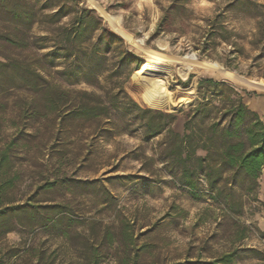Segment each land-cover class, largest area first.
<instances>
[{
	"label": "rangeland",
	"instance_id": "374dc122",
	"mask_svg": "<svg viewBox=\"0 0 264 264\" xmlns=\"http://www.w3.org/2000/svg\"><path fill=\"white\" fill-rule=\"evenodd\" d=\"M170 2L84 0L143 64L153 59L155 52L175 58L194 56L200 63L217 64L251 84L264 82V60L260 69L254 67L256 52L249 45L253 21L234 15L224 20L229 30L246 37L239 42L244 56L236 61V69H230L222 63L230 50L224 44L206 56L194 50L191 33L154 36L161 8H167ZM226 3L190 0L186 6L188 23L202 27ZM131 40L141 42L148 52L136 51ZM162 62L167 77L159 82L169 88L175 101L195 96V102L199 80L211 77L254 93L252 98H245L246 104L264 122V91L211 72L195 75L187 70L183 76L184 64ZM135 72L125 84L126 93L143 109L175 115L173 130L183 135L192 102L175 108L165 99L161 110L141 105L137 99L141 85ZM64 88L71 90L68 97L74 103L83 100L81 92L92 91L83 84ZM35 97L24 86L0 87V182L10 183L6 201L35 208L37 219L45 217V222L26 227L28 218L24 214L23 226L0 243V253L21 247L28 233L36 236V246L44 243L45 249L58 250L55 264H86L83 257L92 250L98 264H211L236 249L264 253V170L257 201H247L243 215H232L209 198L194 201L179 189L157 159L164 136L146 143L138 135L101 137L94 121L57 117L42 104L43 115L34 116ZM74 103L62 111L66 113ZM52 207L57 208L49 211ZM243 234L246 238L240 240ZM248 257L232 264H264L254 254Z\"/></svg>",
	"mask_w": 264,
	"mask_h": 264
},
{
	"label": "trees",
	"instance_id": "16d2710c",
	"mask_svg": "<svg viewBox=\"0 0 264 264\" xmlns=\"http://www.w3.org/2000/svg\"><path fill=\"white\" fill-rule=\"evenodd\" d=\"M189 1L171 0L167 8H161L154 36L191 33L194 50L206 56L224 44L230 50L222 63L236 69V61L245 53L239 42L246 37L229 30L224 20L228 15L249 19L254 22L249 42L256 52L253 66L261 68L264 0H227L202 27L188 23ZM111 30L84 0H0V87L24 86L36 94L34 116L43 115L42 104L57 117L94 121L101 137L138 135L146 143L164 136L157 159L179 189L194 201L209 198L223 212L243 215L247 201H257L264 170V122L245 101L255 94L226 81L201 78L198 99L186 114L184 134H178L173 130L175 115L143 109L126 93L125 84L143 63ZM78 84L92 91L81 92L83 100L74 103L68 97L71 90L64 86ZM73 103L66 113L62 111ZM9 186L0 182V243L23 226L24 214L26 227L45 222V217L37 219L35 208L6 201ZM28 236L21 247L0 253V264L56 263L58 250L49 251L44 243L36 246L34 233ZM244 238L243 234L240 240ZM250 253L264 261V253L236 249L211 264L243 261ZM83 258L86 264H98L95 250Z\"/></svg>",
	"mask_w": 264,
	"mask_h": 264
},
{
	"label": "bare ground",
	"instance_id": "6f19581e",
	"mask_svg": "<svg viewBox=\"0 0 264 264\" xmlns=\"http://www.w3.org/2000/svg\"><path fill=\"white\" fill-rule=\"evenodd\" d=\"M130 43L136 49V51L141 52L142 54H146L148 52V48L145 47L141 42L131 40ZM153 55V59L143 64L142 67L136 70L134 74L135 79H137L139 84L141 85V89L139 94L137 95V99L143 106L161 110L164 100L167 99L175 108L185 107L188 106L195 98V96H189L181 101H175L171 95L169 88L163 86L159 82V79L167 77V73L164 70L162 62L165 60H168L173 64H184L185 69L181 70V74L183 76H186L187 70L189 71V73L195 75L196 73L198 74L201 71L211 72L215 75L225 77L234 83H245L247 84V86L250 85L254 87V89L256 88L264 91V82L260 84H251L249 82H246V80L242 79L241 77L227 72L217 64L200 63L194 56L175 58L171 55H165L160 52H155Z\"/></svg>",
	"mask_w": 264,
	"mask_h": 264
}]
</instances>
